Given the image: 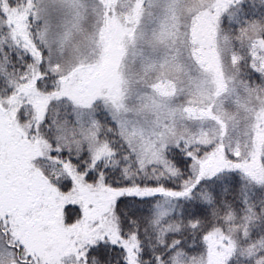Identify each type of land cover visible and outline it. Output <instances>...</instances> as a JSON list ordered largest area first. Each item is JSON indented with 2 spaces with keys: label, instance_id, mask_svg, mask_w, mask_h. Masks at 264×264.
<instances>
[{
  "label": "snow or ice",
  "instance_id": "obj_1",
  "mask_svg": "<svg viewBox=\"0 0 264 264\" xmlns=\"http://www.w3.org/2000/svg\"><path fill=\"white\" fill-rule=\"evenodd\" d=\"M0 264H264V0H0Z\"/></svg>",
  "mask_w": 264,
  "mask_h": 264
}]
</instances>
